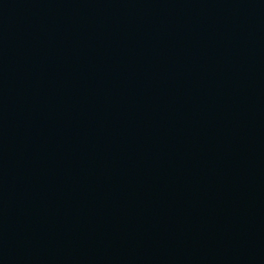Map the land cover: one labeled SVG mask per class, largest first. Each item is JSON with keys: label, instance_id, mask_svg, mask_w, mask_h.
<instances>
[{"label": "water", "instance_id": "95a60500", "mask_svg": "<svg viewBox=\"0 0 264 264\" xmlns=\"http://www.w3.org/2000/svg\"><path fill=\"white\" fill-rule=\"evenodd\" d=\"M0 264H264V0H0Z\"/></svg>", "mask_w": 264, "mask_h": 264}]
</instances>
